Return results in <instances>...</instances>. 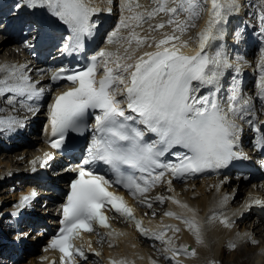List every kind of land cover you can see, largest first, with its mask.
<instances>
[{
	"label": "snow or ice",
	"instance_id": "snow-or-ice-1",
	"mask_svg": "<svg viewBox=\"0 0 264 264\" xmlns=\"http://www.w3.org/2000/svg\"><path fill=\"white\" fill-rule=\"evenodd\" d=\"M108 2L111 3V0ZM204 3L210 4L208 19L198 33V47L194 55L182 51L188 47V41L181 37L189 27L194 26L191 21L202 10L201 0H154L155 6L151 10L121 15L119 23L107 37L108 44L118 46L115 51L101 48L83 69L69 72L62 68L53 74V81L65 79L71 86L57 94L49 105L51 134L59 137L50 141L51 147L60 148L68 130L81 132L89 110H93L95 121L91 126L93 135L86 149L87 155L73 169L77 176L71 182L67 202L61 206L63 219L60 220V234L53 237L48 245V248L58 249L63 254L62 261L67 258L68 264H71L73 250L83 256V251L72 243L81 230L91 232L94 230L92 225L97 223L106 229L110 227L102 211L105 205H110L121 216L132 219L143 235L151 234L163 240V229L179 231L174 226H163L160 232L143 228L142 222L135 218L123 197L108 191L113 183L122 185L134 197L137 194L143 197L166 172L174 178H182L206 169L224 167L232 159L238 158L233 151L241 131L236 120H243L246 115L255 116L251 110L252 101L251 98H242L239 91L233 88L227 107L221 106L216 91H219L223 69L230 65L222 59L221 51H216L214 55L205 51L210 42L217 39L220 32L218 26L233 10L235 0H204ZM21 6L46 11L66 26L69 34L63 50L68 52L82 48L83 38L92 35L95 25L91 18L98 11L91 0H23L22 5L17 4L18 8ZM133 7L141 6L122 3L121 11L133 12ZM160 14L167 19L156 24L149 23ZM181 15L187 18L181 21ZM259 20L260 30L264 33V12L260 13ZM146 23L148 28L144 29ZM166 27L171 31H162ZM140 30H143V35ZM142 48L155 50L137 55ZM261 64L264 66V48L261 49ZM25 67H0V71L7 72L0 79V96L13 94L9 97L10 103L16 97L31 100L44 91L43 88L37 89L30 81ZM213 87L215 91L211 90ZM257 87L258 96L264 100V71ZM203 88L210 90L204 94L201 91ZM29 111L37 110L29 107ZM13 123H16L14 118L0 119V125L10 126ZM248 123L251 124L252 120ZM254 130L257 133L261 131L259 127ZM148 134H154L158 139L151 140ZM256 145L264 147V136L257 137ZM176 147L185 150L173 153L177 162H162L161 157ZM44 157L41 167L55 159L50 152L45 153ZM32 163L35 165L36 161ZM96 163L107 165L115 179H106L104 175L94 174L85 168V165ZM157 169L161 171L156 172ZM32 170L35 171V167ZM168 183L170 185L171 180ZM35 196L34 191L29 196H23L18 207L23 208ZM156 199L160 202L164 200L163 197ZM169 199L182 209L193 211L175 198ZM252 202L264 205L261 199ZM147 206L151 207V203ZM165 215L181 220L195 235L197 242H202L194 217L188 218L174 212ZM220 222L225 227L231 226L227 218ZM164 242L171 244V240ZM168 250L172 251L173 256L176 255L174 249ZM111 264L126 262L113 260Z\"/></svg>",
	"mask_w": 264,
	"mask_h": 264
},
{
	"label": "bare ground",
	"instance_id": "bare-ground-1",
	"mask_svg": "<svg viewBox=\"0 0 264 264\" xmlns=\"http://www.w3.org/2000/svg\"><path fill=\"white\" fill-rule=\"evenodd\" d=\"M222 2H224V0H222ZM242 3H244L243 0H235V5L233 10L226 14L225 20L218 26L220 28L218 37L216 40L211 41L210 43L214 45H218L220 47L216 49L212 47L214 48L213 55L215 54L216 51L219 50L222 52V57L230 58L229 53L232 52V46L234 47V45L232 40L231 42L228 41L226 37V31L228 30V26L232 27L239 21V18L243 14V11H241ZM201 4L202 6L207 5V3H204V0H201ZM207 19L203 24L202 28L200 29V31L195 32L196 36L193 37V39L196 38L194 40L195 42L197 41L198 33L201 32L202 29L205 27ZM162 31L170 32L171 28L166 27ZM141 34L143 35L144 32L141 31ZM181 39L186 40L183 37H181ZM142 49H144L145 51L151 50V48H142ZM8 51L9 50L6 48L5 43H0V63L5 60L4 56L7 54ZM0 77H2L1 72H0ZM234 79L235 78H233V80ZM2 107H5V104L1 96L0 109ZM2 128L3 125H0V132ZM14 144L15 143H13V145ZM0 161L2 162V160ZM18 162L19 159L16 161V163ZM21 162L22 163L24 162V166L20 168L15 167L13 170H10V167L12 165L10 164V162H7L5 165L6 166L5 169L0 168V175H3L4 178L3 181L7 182L9 180V184L10 183L16 184L15 180H18L20 183H17V186H21V188L24 189L25 187H23V184L25 182H30V181L25 180L23 178L24 169L25 167H27V159L24 160V158L21 157L19 163ZM6 174L8 175V177H6ZM199 181L200 184L199 182L196 181L189 183L191 185L189 187H185L183 185H177V187H170L171 191L169 193V197L175 198L176 200L180 201L181 204H186L188 208L192 209L193 211L189 212L187 209H182L178 204L173 203V201L168 197L169 202H166V206L168 207V209L163 213L162 217L159 216H161L163 209H160L159 216H156L159 218H152V216H150L149 214L150 212L148 213V217L152 218L149 222V226L151 228L150 230L152 232H160L163 226H174L175 228L179 229V231L176 232L173 231L172 228H169L171 231H173L172 233H170V235H168L169 237L172 238V242H171L172 246L166 248L164 246L158 245V243L151 245L146 241H148L149 238L150 239L155 238V236L151 234L143 235L132 229L129 225H127L119 229L118 233L110 238L111 241L108 238V240L111 243L117 246L118 250L109 251L107 248H104L103 250V254L105 257L104 264H111V261L113 260L124 261L126 262V264H251L250 262H248V258H247L248 254L238 246L240 242L244 240V238L239 236L238 234L232 235V231L230 230V227L234 226L236 229V227L244 223V221L248 219L252 215V213H254V211L257 213L256 215H258L257 218H259V221L258 222L256 220L254 222L251 221L250 226H252V231L249 232L250 234H248V231L246 234L244 232L243 236H245L247 244L248 243L250 244V242L253 243L252 241H256L257 239H259L258 236L254 237L256 235L255 233H259V235L262 236L263 242H260L258 244L259 246L257 245L252 248L254 254L253 257H250L255 259V261H253L252 264H259L258 261L262 260V257L264 255V216H260L258 214V210L252 207L253 204L250 203L257 197V195L258 196L260 195L259 190L258 191L255 190L253 188L254 186H252L250 191L253 192L248 195L246 194L245 198H243L242 196L244 195V193L248 191V188L245 191V187L247 186V183L243 180V178L236 179L231 176L230 180H228L226 177H208V178H202ZM211 187H214V190H211ZM193 189H196V191H193ZM1 191L2 189H0V192ZM200 191L203 192V196L197 194ZM260 192H263V199H264V189H261ZM192 194H196V196L192 197L191 196ZM225 197H227V199H225ZM242 198L244 200H242ZM241 203H243V205ZM247 204L251 206V209L249 211L247 210L243 211L244 210L243 206L246 209ZM45 211L46 210H44V212ZM167 212H174L177 215H181L188 218L194 217L200 228V236L202 242L200 243L197 242L195 235L192 233V231L189 230V228L181 220L165 215V213ZM218 214H220L219 218L213 219V217ZM224 218H227L231 224L229 229L225 227L224 224L220 223V219H224ZM3 224L5 225V227L0 224V228L3 227L4 229L6 228V230H10L12 227L10 225H7L8 223H3ZM169 229L167 228L163 230L166 233L167 231H169ZM227 229L229 230V235L223 238L222 236L228 233V231L226 232ZM178 238H181V244H186L187 246L192 244L191 249H189L188 252L184 251L185 248L183 246L176 245ZM161 241L163 242V240ZM233 244L237 246L233 248L232 247ZM5 245L6 246L1 248V250L5 252H14V251H10L12 249L11 244H5ZM147 247H152L153 251L149 250ZM170 248L176 251L175 256H173L172 251L168 250ZM234 250L237 252V254L240 257L243 258L242 262H239L237 258H232L231 260L229 259L228 261H224L223 259L220 258L221 253L227 251L228 254L230 253L233 254V256H236L235 255L236 252H234ZM193 252L195 253L194 255L192 254ZM182 255H192V259H190L188 262L174 259L177 256H182ZM205 257H207V259H205ZM4 261L7 264H12L10 258L9 260L4 258ZM18 264H26V263L20 262ZM29 264H33V260H31ZM35 264H42V263L36 262Z\"/></svg>",
	"mask_w": 264,
	"mask_h": 264
},
{
	"label": "rangeland",
	"instance_id": "rangeland-1",
	"mask_svg": "<svg viewBox=\"0 0 264 264\" xmlns=\"http://www.w3.org/2000/svg\"><path fill=\"white\" fill-rule=\"evenodd\" d=\"M209 7H210V5H209ZM241 8H242V6H241ZM241 11H243V14L241 15V17L239 18V20L240 19H242L243 18V16H244V14H245V16L247 15L246 14V12H244V10L243 9H241ZM159 22H161V21H159ZM159 22H157V23H159ZM238 23V22H237ZM236 23V24H237ZM1 24V23H0ZM236 24L234 25V26H228V29L230 30V29H232V28H234L235 26H236ZM147 27H148V24H147ZM147 27H145L144 29H146ZM141 31H143V30H141ZM230 35H231V33H230ZM196 35L194 34V37H195ZM227 37V36H226ZM228 39V41H230L231 42V38H227ZM230 39V40H229ZM232 46V45H231ZM6 48H7V46H6ZM235 50V48L232 46V52H230L229 53V56L231 57V55L233 54V51ZM5 57V56H4ZM6 58V57H5ZM0 79H2V77H0ZM1 131H2V129H1ZM10 144H12L13 145V143L12 142H9ZM13 147H14V145H13ZM22 150L23 151H25L26 150V147H24V148H21V149H18V148H12L11 150L10 149H8V150H4L2 147H0V160H2V162L0 161V168L1 169H5V165H6V163L7 162H10V164L12 165L11 167H10V170H13L15 167H23L24 166V162L22 163H19L20 162V158L21 157H23L24 158V160H26L27 159V155H25V153L24 154H21V153H23L22 152ZM6 151V152H5ZM15 153H17V154H15ZM25 155V156H24ZM19 159V162L18 163H16V161ZM28 165V164H27ZM29 168V166L28 167H26L25 169H28ZM6 177H8V175L6 174ZM4 180V178H3V175H0V189H2V191L0 192V224L1 225H3L4 227H5V225L3 224V223H8L7 225H10V226H12V224H11V209H12V207L15 205V202H16V197H17V193H16V191H15V185L16 184H13V183H10L9 184V180L6 182V181H3ZM197 182H199V184H200V181H197ZM198 184V185H199ZM183 186H185V187H189V186H191L189 183L188 184H184ZM17 187H20L21 188V186H17ZM246 188V187H245ZM251 188H252V186H251ZM25 189V188H24ZM23 189V190H24ZM211 190H214V187H211ZM251 189H249L248 191H246V193H244V195L242 196L243 198H245V196H246V194L248 195V194H250V193H252L253 191H250ZM193 191H196V189H193ZM235 192H236V190H235ZM166 193V195H168V197H169V193H167V192H165ZM198 195H200V196H203V192L202 191H200V192H198L197 193ZM192 197H195L196 196V194H192L191 195ZM258 196V195H257ZM260 196V195H259ZM242 198V200H244ZM167 202H169L168 200H167ZM165 206H166V203H165ZM164 206V207H165ZM15 207V206H14ZM161 209H163V208H161ZM247 209V208H246ZM246 209H245V207H244V210L243 211H246ZM155 210H158V208L157 209H155ZM160 210V209H159ZM43 212H44V210H43ZM225 212V211H224ZM227 213V212H226ZM150 214V216H151V214H152V212H150L149 213ZM257 213L256 212H254V213H252V215L248 218V219H246L245 221H244V223H242L240 226L238 225L237 227H236V229H235V227L233 226V227H230V230L232 231V235H234V234H238L239 236H241V237H243L244 238V240H242V242H240V244L238 245L244 252H246L247 254H248V262H250L251 264L253 263V261H255V259H253V258H250V257H253V254H254V252H253V250H252V248L254 247V246H257L260 242H263V238H262V236L261 235H259V233H255L254 235V237H257L258 236V238L259 239H257V240H259V241H257L256 240V243H255V245H254V243H251L250 241V244L248 243L247 244V242H246V238H245V236H243V233L245 232V234L247 233V231H248V234H250L249 232L250 231H252V226H250V222L252 221V222H254L255 220L258 222L259 221V218H257V216L258 215H256ZM157 216H159V214H157ZM20 217H21V215H20ZM159 217H161V216H159ZM159 217H155V218H159ZM21 218H23V217H21ZM258 220H257V219ZM3 220H6V221H3ZM220 221H221V219H220ZM221 223V222H220ZM246 223V224H245ZM245 224V225H244ZM228 229H229V227H227ZM232 228V229H231ZM1 229H3V230H5L6 232H10L11 231V229H12V227H11V229L10 230H6V228L4 229L3 227H1ZM0 229V232L1 231H3V230H1ZM169 229V228H168ZM226 230V232L228 231V233H226V235L224 234L222 237L223 238H225L226 236H228L229 235V230ZM168 232H170V233H172L173 231H171L170 229H169V231ZM24 234V233H23ZM178 239H180V243H181V238H178ZM164 240V239H163ZM1 241H2V239H1ZM164 241H166V240H164ZM163 241V243H164V245H162V243H158V245H161V246H164V247H166V248H168V247H170V246H172V244H166L165 242ZM179 241V240H178ZM150 242V241H149ZM148 242V243H149ZM171 242H172V239H171ZM149 244H155V243H149ZM157 244V243H156ZM252 244H253V246H252ZM176 245L178 246L179 245V243L177 242L176 243ZM4 246H6L5 244L1 247V248H3ZM237 245H232V247L234 248V247H236ZM259 246V245H258ZM0 248V249H1ZM104 248H107L109 251H111V250H113V251H117L118 250V248H117V246L116 245H113V243L112 244H109V245H107V246H104ZM149 250H151V251H153V248L152 247H147ZM234 252H236L235 250H234ZM233 253V252H232ZM104 255V254H103ZM235 255L236 256H233V254H228V251L227 252H224V253H221V256H220V258L221 259H223L224 261H228L229 259L231 260L232 258H237L238 259V261L239 262H242V260H243V258L242 257H240L238 254H237V252L235 253ZM134 256V255H133ZM239 256V257H238ZM217 257V256H216ZM219 257V256H218ZM105 258V257H104ZM174 259H176V258H174ZM205 259H207V257H205ZM31 260H33V258H29V259H27L26 261H24V263H30V261ZM177 260V259H176ZM104 261H105V259H104ZM181 261H183V260H181ZM257 261V260H256ZM1 262V261H0ZM184 262H188V261H184ZM259 262V264H264V255H263V257H262V260H259L258 261ZM28 263V264H29Z\"/></svg>",
	"mask_w": 264,
	"mask_h": 264
}]
</instances>
